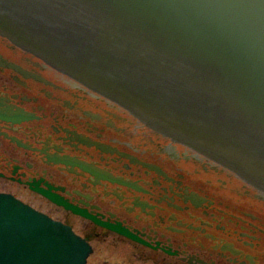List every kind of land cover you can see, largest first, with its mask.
Wrapping results in <instances>:
<instances>
[{
	"label": "flooded vegetation",
	"instance_id": "af4514ba",
	"mask_svg": "<svg viewBox=\"0 0 264 264\" xmlns=\"http://www.w3.org/2000/svg\"><path fill=\"white\" fill-rule=\"evenodd\" d=\"M0 193L114 264H264V190L1 32Z\"/></svg>",
	"mask_w": 264,
	"mask_h": 264
},
{
	"label": "water",
	"instance_id": "95a60500",
	"mask_svg": "<svg viewBox=\"0 0 264 264\" xmlns=\"http://www.w3.org/2000/svg\"><path fill=\"white\" fill-rule=\"evenodd\" d=\"M0 32L264 190V0H0ZM91 251L0 193V264Z\"/></svg>",
	"mask_w": 264,
	"mask_h": 264
},
{
	"label": "rangeland",
	"instance_id": "374dc122",
	"mask_svg": "<svg viewBox=\"0 0 264 264\" xmlns=\"http://www.w3.org/2000/svg\"><path fill=\"white\" fill-rule=\"evenodd\" d=\"M95 245H96V250L89 257L87 264H95L96 262L98 263L99 261L104 260L105 257L108 260L109 264H111V263L114 264V263L119 262V260L121 258L120 255L118 257L117 255L110 254V253L104 251V246H100L101 245L100 243H97ZM106 249L107 250H113V248L110 246L106 247ZM129 260H130L129 264H142V262L135 260V259H132V258H130Z\"/></svg>",
	"mask_w": 264,
	"mask_h": 264
}]
</instances>
